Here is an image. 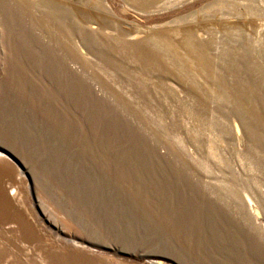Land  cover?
Wrapping results in <instances>:
<instances>
[{"label": "rangeland", "instance_id": "obj_1", "mask_svg": "<svg viewBox=\"0 0 264 264\" xmlns=\"http://www.w3.org/2000/svg\"><path fill=\"white\" fill-rule=\"evenodd\" d=\"M209 36L261 55L264 111V0H0V155L26 222L109 264H264V125L243 63H207L193 95L145 61Z\"/></svg>", "mask_w": 264, "mask_h": 264}, {"label": "bare ground", "instance_id": "obj_2", "mask_svg": "<svg viewBox=\"0 0 264 264\" xmlns=\"http://www.w3.org/2000/svg\"><path fill=\"white\" fill-rule=\"evenodd\" d=\"M57 11L58 10L53 6H51L46 11V16L52 19V23V17H56L58 13ZM228 36L224 40V48L220 51L216 49L220 47H217V45L214 44L210 36L208 40L206 39L203 41L186 37L185 44L187 49L189 48L188 50H190L188 53L192 54L189 58L186 59V56L184 57L183 54L180 55L176 49H173V47H168V45L163 46V51H161L160 48H156L154 50L149 49L150 51L146 50V52L143 51V53L145 52L146 55L145 61H148L149 63L159 64V66L163 67V69H165L168 74L175 76L181 83L186 85L187 92L193 95L195 93H198L199 91H202L198 86H195L194 80L192 79L196 78L197 76L199 78L202 73L201 68H203L204 65H208L207 63H211L212 61L214 62V60H221L224 61L227 67L234 69L236 66H238L237 60L241 61V65L243 63L245 70L243 71L241 69V71H238L237 75L239 77L241 76V74L244 75L243 82H248L250 92L245 89L247 83H244L245 87L243 88V90H240V92H242L243 95L244 92H248L251 95L250 100L252 102H247L245 104H247V108H249L248 112L250 114V118L255 121L254 124L264 125V118L259 117V114H262V116H264V111H262L263 105L260 104L262 102H260L259 100V95L262 97V93L259 91V93L257 92L255 94L258 89V84L255 82L257 84L255 85L254 78H259V73L258 70L252 68L253 63H255L256 60L259 61V59H261V55L254 54V52H252L251 55H247V50L246 52H241L239 50L233 49L236 43H234L229 38L230 36ZM251 44V41H248V45ZM210 52L211 54H213L211 58H209ZM203 74L202 75L207 80L216 85L217 82L214 73L207 74L203 72ZM239 81L242 83V80ZM200 93H204V91ZM222 98L224 99V101L229 102L232 105V108L236 110L238 109L239 104H236L234 100L235 97H233V95H228L227 93V95H222L221 99ZM244 120L245 119H239L238 121L243 125V123L245 122ZM0 159H2L1 155ZM20 184L21 183L19 181L13 179L11 180V182H8L5 185L4 182L0 179V221H2L3 219L7 220V218L10 219L12 217L13 220H15V222H0V264H109L106 258L94 256L91 253H88L87 251L78 247L79 244L76 242L67 241L66 243H64L62 241H53L52 239H48V237L45 236L46 234H44L43 227H40L39 222H26V218L22 214H20L17 209H15L24 208V206H22L21 204V201L17 200L16 197L17 190H20ZM14 189L15 191H13ZM7 190L12 191L10 193L7 192ZM9 210L13 211L12 214H9ZM25 211L26 214L31 217V219L35 220V218H33V216L29 214V211ZM19 218L22 219V222ZM8 223H10V225L5 226ZM18 242L20 243L18 244ZM33 242H36L37 245L32 246Z\"/></svg>", "mask_w": 264, "mask_h": 264}, {"label": "water", "instance_id": "obj_3", "mask_svg": "<svg viewBox=\"0 0 264 264\" xmlns=\"http://www.w3.org/2000/svg\"><path fill=\"white\" fill-rule=\"evenodd\" d=\"M17 173L15 169L5 159H0V179H16Z\"/></svg>", "mask_w": 264, "mask_h": 264}]
</instances>
